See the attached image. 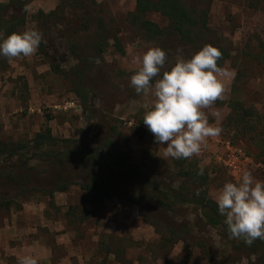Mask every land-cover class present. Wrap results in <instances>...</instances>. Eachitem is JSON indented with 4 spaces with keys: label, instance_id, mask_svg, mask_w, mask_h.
I'll return each instance as SVG.
<instances>
[{
    "label": "rangeland",
    "instance_id": "374dc122",
    "mask_svg": "<svg viewBox=\"0 0 264 264\" xmlns=\"http://www.w3.org/2000/svg\"><path fill=\"white\" fill-rule=\"evenodd\" d=\"M62 1L0 0V39L22 20L16 33H43L34 55L0 57V203H11L0 206V264H19L24 256L38 264H214L199 249L200 241L232 264L254 262L246 251H231L196 206L178 204L168 212L149 201L145 179L214 202L224 184L236 183L245 170L264 181V118L256 124L242 119L246 112L264 116V6L183 0L197 19L208 14V28L197 29L200 47L226 49L223 68L234 72L225 78L224 98L204 109L209 124L222 132L186 164L165 157L166 143L154 142L143 118L155 98L137 94L130 79L139 68L133 58L149 48L165 50L170 69L190 59L192 46L158 13L144 16L164 31L157 37L133 24L136 0H78L58 9ZM47 129L55 144L46 143L28 158H7L9 149L33 147L36 135ZM138 129L144 138L136 135ZM227 146L251 160L239 173L217 160ZM73 149L78 153L58 155ZM181 165L191 175L181 176ZM95 180L119 197L102 198L98 190L83 188Z\"/></svg>",
    "mask_w": 264,
    "mask_h": 264
},
{
    "label": "clouds",
    "instance_id": "9594fccd",
    "mask_svg": "<svg viewBox=\"0 0 264 264\" xmlns=\"http://www.w3.org/2000/svg\"><path fill=\"white\" fill-rule=\"evenodd\" d=\"M42 41L43 33L38 30L12 33L0 39V57L11 60L32 56ZM167 58L160 47H151L142 57H134L132 62L139 68L131 76L130 85L137 94L155 98L143 123L155 143H166L164 156L191 158L201 153L209 137H218L222 132V128L209 124L204 109L224 98L225 78L234 72L218 66L222 53L211 45L190 59H179L170 69ZM198 174H204L203 168ZM215 202L218 213L225 217L230 238H243L249 246L256 239L264 240V181L245 170L236 183L224 184ZM19 264H38V260L24 256Z\"/></svg>",
    "mask_w": 264,
    "mask_h": 264
},
{
    "label": "trees",
    "instance_id": "16d2710c",
    "mask_svg": "<svg viewBox=\"0 0 264 264\" xmlns=\"http://www.w3.org/2000/svg\"><path fill=\"white\" fill-rule=\"evenodd\" d=\"M247 5L250 8H257L259 6H264V0H245ZM78 3V0H64L62 1V4L58 6V9H61L62 7L69 6L74 7ZM158 13L168 19L173 28L174 31L181 37L184 42L192 47H190L191 56L197 53L199 50H201L203 47L201 44V35L198 34L197 29L199 26L202 27V29L206 30L208 28V14L205 12L201 17L196 18V10L194 8L188 9L185 5L183 0H136V8L135 11L131 14V20L132 23L136 26H139V28L146 32L149 36H159L164 31L160 29L158 25L155 23L147 20L144 18V16L148 13ZM24 23V20L17 22L15 26L8 27V34L16 33V27L19 25H22ZM17 25V26H16ZM201 41V42H200ZM104 41L100 45L98 44V53L102 54L104 50ZM207 45V44H206ZM203 45V46H206ZM213 47L217 48L222 53V58L218 61V66L222 67L224 66V62L229 57L228 51L224 49L223 47H218L213 45ZM53 70L55 72L58 71L57 67L52 66ZM80 74V73H79ZM264 118L258 117L255 118L251 116V113L246 112L242 119L247 120L249 123H259ZM249 130H253V127H250ZM136 135L139 138H144L145 133L141 130H136ZM263 141V140H262ZM55 144V139L51 135V131L47 129L44 133H38L36 137L32 141L33 147H23L18 148L14 147L12 149H9L8 151V157L12 158L16 155L24 156L26 158L31 157L33 155H38V151L41 152L44 145L46 143ZM54 142V143H53ZM31 149V150H30ZM32 150H35L34 153H32ZM22 151V152H21ZM78 149H73L72 151H67L66 153H58L59 157L62 155H65V157H68L70 155H74L77 152ZM21 152V153H20ZM261 154L264 156V141L262 144V151ZM91 155V154H87ZM1 156V155H0ZM98 158L103 159H110L113 157L112 154L109 153H98ZM182 162L188 163V159H182ZM183 165H181L182 174L181 176H189L191 175L189 171H187V167L183 168ZM191 166V165H190ZM208 178L205 177L204 180H207ZM145 185H147V193L146 198L154 203L160 204L163 207L167 209V211H172L175 205L182 204L185 206H196L204 220L217 229L219 234L223 237L225 245L230 249L231 251H235L237 254H246L243 253V251L248 252L251 256L256 257V260L249 264H264V240L262 239H256L251 246L247 245L244 242L243 238L235 239L230 238V233L227 230V225L224 223L225 217L221 216L218 213L217 210V204L216 202L207 199L206 195H197L196 193L189 191V189L181 188L177 189L175 187H172V184H170L169 188H163L160 187L161 183L158 180H150L149 178L145 179ZM86 187V188H85ZM67 188V186H66ZM85 190L93 191L98 190L101 193L102 198H112V196H116L117 194L112 193L110 190L107 189V187L101 183V182H92V186H84ZM117 197H119L117 195ZM0 206H5L6 208L11 207V203L9 201L3 203H0ZM199 249L203 252L204 257L207 259V261L212 262L214 264H232L229 262V258H225L224 255L217 254L214 251V247H210V245L206 244L203 241H200L198 244ZM224 254V253H223ZM228 260V261H227Z\"/></svg>",
    "mask_w": 264,
    "mask_h": 264
},
{
    "label": "built area",
    "instance_id": "2783aa9c",
    "mask_svg": "<svg viewBox=\"0 0 264 264\" xmlns=\"http://www.w3.org/2000/svg\"><path fill=\"white\" fill-rule=\"evenodd\" d=\"M224 150L222 153H217L219 154L217 160L231 172L239 173L251 163L250 158L241 150L231 148L230 146L225 147Z\"/></svg>",
    "mask_w": 264,
    "mask_h": 264
}]
</instances>
